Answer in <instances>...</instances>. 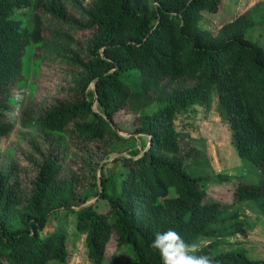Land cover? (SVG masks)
I'll list each match as a JSON object with an SVG mask.
<instances>
[{
	"label": "trees",
	"instance_id": "16d2710c",
	"mask_svg": "<svg viewBox=\"0 0 264 264\" xmlns=\"http://www.w3.org/2000/svg\"><path fill=\"white\" fill-rule=\"evenodd\" d=\"M223 3L0 0V140L13 130V88L35 92L28 80L40 72L42 50L74 72L66 97L45 107L25 102L19 114L32 150L29 181L15 147L0 157V264L68 263L70 223L72 235L85 236L91 264H162L150 242L169 228L201 242L218 264H264L230 244L251 226L242 204L264 215V0L214 33L204 14ZM79 28L92 31L87 41L74 38ZM215 102L237 154L260 172L239 177L232 204L209 196L212 181L227 177L194 172L188 134L176 125L180 114ZM126 108L138 114L135 133L149 139L108 162L133 139L115 123ZM72 143L82 169L66 162ZM62 212L67 219L45 237Z\"/></svg>",
	"mask_w": 264,
	"mask_h": 264
},
{
	"label": "rangeland",
	"instance_id": "374dc122",
	"mask_svg": "<svg viewBox=\"0 0 264 264\" xmlns=\"http://www.w3.org/2000/svg\"><path fill=\"white\" fill-rule=\"evenodd\" d=\"M257 1L260 0H224L219 13L204 14V26L211 29L214 33H217L222 24L234 19ZM48 17L50 18L51 15H48ZM53 23L51 19L47 28L44 30L45 35L48 36L51 34L50 30L53 29ZM91 34L92 31L90 29L79 28V30H75L74 32V38L78 42H85ZM42 55L43 58L40 64L39 74L35 77V73H32L28 80V83L35 82V92L31 93L28 85L16 86L12 90V93L19 100L7 112V119L14 123L13 130L0 140V157L6 153L9 147L13 146L17 149L15 158L24 167L23 177L26 182L32 177L34 170L29 161V155L32 150L28 145V135L23 132L24 130H22L18 120L23 105L26 102V105L48 106L66 97L70 93L71 86L73 85L74 72L71 65L62 63L54 56H48L43 50ZM29 70L30 68L26 67V71ZM137 115L134 110L128 108L119 111L115 115L116 127L120 134L133 139L127 143H118L116 150L107 160L108 162L117 156L128 155L129 149L133 145L140 148L143 141H148L149 137L135 133ZM176 125L180 132L186 135L188 134L183 143L184 146L192 150V157L188 160V163L192 165L194 172L207 173L210 176H216L221 173L227 177L223 181H212L208 190L211 198L218 199L225 204H232L235 201V191L239 177L242 176L246 179L254 180L259 177V169L249 161L241 159L237 154L232 144L228 123L221 117L216 102L210 108L196 106L194 109L180 114L176 120ZM75 152L76 147L72 143L69 148L70 155L67 157L66 162L82 169L83 167L79 158L75 156ZM109 165L111 166L112 163ZM100 170L99 168V175ZM95 200L96 198H93L91 201ZM242 207L246 211V216L251 226L248 230V235H238L230 239V244L245 247L252 257L264 259V215L254 203H244ZM66 219L64 212L58 216H53L51 224L43 231V235L45 237L53 235L61 222ZM68 230L70 232V255L68 263L65 264H91L87 255L85 236L72 235L71 233L74 232L72 223L68 225ZM230 244L226 245L225 249L232 248ZM115 246L116 241L114 236L108 248L109 257L113 255ZM49 264L61 263L51 262Z\"/></svg>",
	"mask_w": 264,
	"mask_h": 264
},
{
	"label": "clouds",
	"instance_id": "9594fccd",
	"mask_svg": "<svg viewBox=\"0 0 264 264\" xmlns=\"http://www.w3.org/2000/svg\"><path fill=\"white\" fill-rule=\"evenodd\" d=\"M150 247L159 253L162 264H218L211 254L201 252V242H187L174 229L156 231Z\"/></svg>",
	"mask_w": 264,
	"mask_h": 264
}]
</instances>
